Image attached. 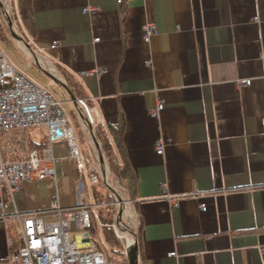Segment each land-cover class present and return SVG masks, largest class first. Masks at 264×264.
I'll return each mask as SVG.
<instances>
[{
    "label": "crops",
    "instance_id": "crops-1",
    "mask_svg": "<svg viewBox=\"0 0 264 264\" xmlns=\"http://www.w3.org/2000/svg\"><path fill=\"white\" fill-rule=\"evenodd\" d=\"M9 2L23 48L14 46L71 107L83 168L56 143L49 147L54 179L26 182L12 197L1 192L0 260L16 237L11 214L72 207L80 183L95 203L85 175L95 176L98 159L110 173L106 145L121 166L108 126L122 123L135 180L126 247H137L138 264H264V0ZM89 7L96 11L82 13ZM145 23L156 29L148 44ZM241 80L251 85L240 87ZM70 91L86 102L93 126ZM40 129L43 141L28 144H44L37 151L45 161ZM1 138L5 157L17 144Z\"/></svg>",
    "mask_w": 264,
    "mask_h": 264
},
{
    "label": "built area",
    "instance_id": "built-area-1",
    "mask_svg": "<svg viewBox=\"0 0 264 264\" xmlns=\"http://www.w3.org/2000/svg\"><path fill=\"white\" fill-rule=\"evenodd\" d=\"M95 11L94 8L89 7L82 10V13L91 14ZM141 29L144 43L148 44L156 33L155 26L145 23ZM58 45L59 42L55 41L50 48L55 49ZM25 71L10 62L0 49V135L43 128L47 142L43 154L48 163L40 158L37 150L29 151L22 160L10 161L4 158L0 149L1 212L7 208L1 199V192L4 189L12 197L26 182L54 179L55 171L50 160V146L60 142L66 144L77 168L79 170L83 168L75 132L61 102L47 88L30 80ZM89 74L85 73L81 76L85 77ZM250 85V80L238 82L240 87ZM75 102L81 108L87 124L93 126L94 120L86 102L82 99ZM162 109L163 105L159 104L150 111V117L157 119ZM155 147L156 154L162 155V144L158 142ZM105 185L111 188L113 195L114 201L110 205L119 209L110 225L119 239L118 231L120 234L130 233L128 225L124 223L128 201L124 199V189L118 183L112 184L108 178ZM103 207L105 205L86 202L84 184L80 183L72 207L60 208L54 204L47 211L11 214L10 219L16 224V237L9 241L10 252L0 260V264H109L105 253L94 238L101 233L105 239L106 225L100 214ZM200 209L205 211L204 206Z\"/></svg>",
    "mask_w": 264,
    "mask_h": 264
},
{
    "label": "rangeland",
    "instance_id": "rangeland-1",
    "mask_svg": "<svg viewBox=\"0 0 264 264\" xmlns=\"http://www.w3.org/2000/svg\"><path fill=\"white\" fill-rule=\"evenodd\" d=\"M10 2L9 0H0V49L7 55L9 56V58H11L15 65L19 68H26L29 66V68L26 71V76L32 80L33 82H35L37 85L44 87V88H49L48 90L52 93V95L61 101L62 104V108L64 110V112L66 113V115L68 116L70 111H71V107L69 105V103H67L66 101L64 102L63 97L56 91L58 90V87L56 85V83L43 71H41L36 65L32 64L31 62L28 61V59L24 56V54L14 45H18L20 48H23V44L18 43V40H14V38L12 37V32L9 28V23H8V19L12 12L10 10ZM12 30L13 32L16 34L14 25L12 24ZM17 36V34H16ZM13 45V46H12ZM4 136V137H3ZM2 137V138H1ZM1 139L4 140H13L16 145L15 150L12 149L8 152H6V158L7 160H11V161H15V160H22L26 157L27 153L33 149H36V147H30L28 146V142L29 139H36V140H41L43 141V135H42V130L40 128H35V129H30V130H26L24 132H11L8 133L6 135H1ZM29 138V139H28ZM76 141H77V145H79V140L78 137H76ZM14 144V145H15ZM31 146H33L32 144H30ZM3 142L0 141V149L3 148ZM9 148V147H8ZM2 151V149H1ZM3 154V152H2ZM5 154H3L4 156ZM11 155V157H10ZM96 159L98 157V155L96 154ZM9 157V158H8ZM99 160V159H98ZM96 160L93 161V168L95 169V171H97L95 173V176L90 178L87 175H85V186H86V193L90 194L91 192V188L92 185L95 186L97 188V191L105 194L106 188H104L103 186H105V183L108 182V178H112L109 170H107L105 162L104 161H98ZM98 178V180H96ZM112 180V179H111ZM98 181V182H96ZM99 183H100V188H99ZM113 184V183H112ZM103 185V186H102ZM106 187V186H105ZM112 195V194H111ZM112 199H113V195H112ZM124 199H126V197L124 196ZM114 201V199H113ZM112 204V203H111ZM113 211L108 212V218L111 217V221L113 222V217L116 216L117 212H119L116 207L113 208ZM124 210V209H123ZM101 213V218L102 221L105 223L104 219L105 216L107 215L105 213V211H100ZM107 218V216H106ZM112 229V228H111ZM105 231V230H104ZM118 235H119V239L118 237H116V234L112 233V239L117 241V245H113L109 242H107L101 235V233H99L95 238V241L98 243V245L100 246V248L102 249V251L105 253L106 257H107V261L109 264H129V260L131 259V252L129 251V249L127 250V247H131L132 248V244L130 242L131 245L127 246V241L130 240V236L128 234H120L118 231ZM127 246V247H126ZM131 250V249H130ZM130 252V253H128Z\"/></svg>",
    "mask_w": 264,
    "mask_h": 264
},
{
    "label": "trees",
    "instance_id": "trees-1",
    "mask_svg": "<svg viewBox=\"0 0 264 264\" xmlns=\"http://www.w3.org/2000/svg\"><path fill=\"white\" fill-rule=\"evenodd\" d=\"M7 19H8V23L9 22L11 24L14 23L13 14H11V16ZM70 94L74 97L75 100L81 99L71 91H70ZM108 132H109L110 136L112 137L116 151H117V153L120 157V160H121V166L120 167L117 164H115V162H112V160H113V157H112L113 153L112 152L113 151L111 150L109 145L105 146L104 149L109 152L108 153V159H107V155H106V160H107V164H108L109 169H110V175H111L112 179L117 180L118 183L120 184V186L123 187L126 199L132 200L134 197L135 180H134V177L130 171V168H129V165L127 162L126 152H125V149H124L123 143H122L123 124L120 123L118 125H109L108 126ZM96 134L99 137V135H101L102 133L100 132L99 129H96ZM30 144H32L33 146H31ZM28 146L36 147V149L39 150L44 146V144H34L32 142V143H29ZM33 150H35V149H33ZM96 180H98V178ZM96 182H98V181H96ZM100 186L101 185L99 183V188H100ZM105 186H103V187L106 188L107 191H105V194H102V193L97 191V188L95 186L92 185V197H93L94 202L96 204L105 205V207H103L101 211L102 212L105 211V213L107 214L108 212L113 211L114 207L110 205L113 202L112 195H111L112 194L111 188H108L107 186L106 187ZM106 216H107V218H106ZM106 216L104 219V221H105L104 224L106 225V227H105V240L107 242L113 244V245H117L118 244L117 241L112 239L113 230L110 227V225L112 223L111 217L108 218V214Z\"/></svg>",
    "mask_w": 264,
    "mask_h": 264
},
{
    "label": "water",
    "instance_id": "water-1",
    "mask_svg": "<svg viewBox=\"0 0 264 264\" xmlns=\"http://www.w3.org/2000/svg\"><path fill=\"white\" fill-rule=\"evenodd\" d=\"M8 25H9V28H10V30L12 32V37L15 38V39H17V40H20V38L18 36H16V34L13 32V30H12V24L9 22ZM129 264H138V256H137V247L136 246L134 247V250L131 253V259L129 260Z\"/></svg>",
    "mask_w": 264,
    "mask_h": 264
}]
</instances>
